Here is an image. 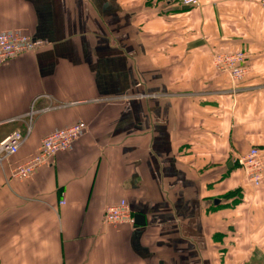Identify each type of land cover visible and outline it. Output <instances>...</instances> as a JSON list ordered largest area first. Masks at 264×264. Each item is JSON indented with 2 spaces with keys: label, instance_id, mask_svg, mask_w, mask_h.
<instances>
[{
  "label": "crops",
  "instance_id": "crops-1",
  "mask_svg": "<svg viewBox=\"0 0 264 264\" xmlns=\"http://www.w3.org/2000/svg\"><path fill=\"white\" fill-rule=\"evenodd\" d=\"M261 0H0V33L46 44L0 66V264H264ZM245 52L234 85L215 65ZM32 113V116L30 114ZM85 133L31 177L13 169L44 137ZM126 200L143 226L105 222Z\"/></svg>",
  "mask_w": 264,
  "mask_h": 264
},
{
  "label": "built area",
  "instance_id": "built-area-1",
  "mask_svg": "<svg viewBox=\"0 0 264 264\" xmlns=\"http://www.w3.org/2000/svg\"><path fill=\"white\" fill-rule=\"evenodd\" d=\"M185 7H196L200 0H176ZM264 9V0H261ZM46 41L29 35L3 32L0 33V66L8 60L21 54L43 47ZM247 54L236 52L219 54L214 58L215 65L233 80H241L248 73L246 66ZM32 116V113L30 114ZM88 125L80 121L67 128L54 131L43 138L39 151L26 162L13 169L12 176L16 179L31 177L41 166L51 163L55 156L69 149L87 130ZM26 140V136L19 131H13L0 141V167L13 155L17 154ZM237 163L246 174L248 183L259 186L264 179V153L259 147H252L246 154L240 155ZM105 222L110 225H136L135 213L126 200L107 208Z\"/></svg>",
  "mask_w": 264,
  "mask_h": 264
},
{
  "label": "water",
  "instance_id": "water-1",
  "mask_svg": "<svg viewBox=\"0 0 264 264\" xmlns=\"http://www.w3.org/2000/svg\"><path fill=\"white\" fill-rule=\"evenodd\" d=\"M136 225L143 226L146 224L145 217L142 214H135Z\"/></svg>",
  "mask_w": 264,
  "mask_h": 264
},
{
  "label": "rangeland",
  "instance_id": "rangeland-1",
  "mask_svg": "<svg viewBox=\"0 0 264 264\" xmlns=\"http://www.w3.org/2000/svg\"><path fill=\"white\" fill-rule=\"evenodd\" d=\"M260 3H261V1H260ZM197 7V6H196ZM186 8H190V7H186ZM215 58V57H214ZM249 70H250V68L248 69V73H249ZM221 72H223V71H221ZM247 73V74H248ZM228 77L230 78V81L234 84V85H236L237 86V84H240L242 81H243V79L245 78V76L241 79V80H233L229 75H228ZM252 147H255V146H252ZM251 147V148H252ZM256 147H258V146H256ZM250 148V149H251ZM260 148V147H259ZM263 152V151H262ZM246 154V153H245ZM240 155H243V154H239L238 156H237V158L240 156Z\"/></svg>",
  "mask_w": 264,
  "mask_h": 264
},
{
  "label": "bare ground",
  "instance_id": "bare-ground-1",
  "mask_svg": "<svg viewBox=\"0 0 264 264\" xmlns=\"http://www.w3.org/2000/svg\"><path fill=\"white\" fill-rule=\"evenodd\" d=\"M242 169V168H241ZM243 170V169H242ZM243 172H244V170H243ZM244 174H245V172H244ZM245 177H246V174H245ZM246 181H247V178H246ZM263 181H264V179H263ZM263 181H262V183H263ZM247 183H248V181H247ZM261 183V184H262ZM261 184L259 185V186H253V185H251L250 183H248V185L250 186V187H252L253 189L254 188H259L260 186H261Z\"/></svg>",
  "mask_w": 264,
  "mask_h": 264
}]
</instances>
